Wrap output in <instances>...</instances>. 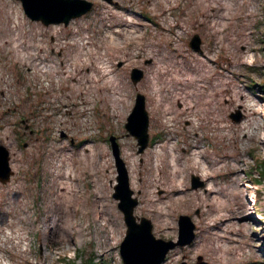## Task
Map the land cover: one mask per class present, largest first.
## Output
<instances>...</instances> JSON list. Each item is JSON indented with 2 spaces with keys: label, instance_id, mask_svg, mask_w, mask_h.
<instances>
[{
  "label": "rangeland",
  "instance_id": "rangeland-1",
  "mask_svg": "<svg viewBox=\"0 0 264 264\" xmlns=\"http://www.w3.org/2000/svg\"><path fill=\"white\" fill-rule=\"evenodd\" d=\"M89 1L67 24L45 25L20 0H0V144L12 169L0 181V264L76 255L122 264L110 134L137 198L134 215L164 239H177L179 214L195 224L194 240L162 264H199V255L208 264H264V0ZM195 34L199 50L189 45ZM133 68L143 73L135 83ZM138 92L148 113L142 152L125 128ZM171 145L184 166L177 190L154 179L155 151ZM197 151L207 176L191 164ZM193 174L203 181L197 188Z\"/></svg>",
  "mask_w": 264,
  "mask_h": 264
},
{
  "label": "water",
  "instance_id": "water-1",
  "mask_svg": "<svg viewBox=\"0 0 264 264\" xmlns=\"http://www.w3.org/2000/svg\"><path fill=\"white\" fill-rule=\"evenodd\" d=\"M27 16L33 20H40L48 25L53 22L67 24L70 19L78 17L91 9L93 3L89 0H20ZM194 49H200V37L195 34L189 41ZM143 73L138 68L131 70L130 76L135 83ZM234 120L240 118L239 113L231 114ZM125 128L137 139L138 152H142L148 144V113L145 109V100L142 93H136L135 101L129 112ZM108 140L117 168L116 183L113 187V197L123 213L126 230L119 244V253L122 264H161L169 250L175 246L188 245L195 238V224L187 214L178 215L177 239L156 237L152 231L151 220L147 217H136L133 213L137 198L132 196L129 187L128 174L125 164L120 157V149L115 135L110 134ZM9 150L0 144V181L6 182L12 175L9 165ZM203 181L196 175L191 176V186L197 188ZM197 263L208 264L197 256ZM185 264V263H181Z\"/></svg>",
  "mask_w": 264,
  "mask_h": 264
},
{
  "label": "bare ground",
  "instance_id": "bare-ground-1",
  "mask_svg": "<svg viewBox=\"0 0 264 264\" xmlns=\"http://www.w3.org/2000/svg\"><path fill=\"white\" fill-rule=\"evenodd\" d=\"M209 3V2H208ZM209 5V4H208ZM222 7V6H221ZM212 11H214L215 10V6L213 5V7H212V5L210 4V7H209ZM217 8H218V6H217ZM225 24H227V23H225ZM109 45H110V47H112V48H117L119 45H120V40H116V39H109ZM76 58V57H75ZM86 66V65H85ZM99 70L101 71V72H105V73H103V74H109L110 72V69H109V66H108V64L104 67L103 65H101L100 67H99ZM67 72H69L68 70L65 72V74H67V75H70V73L68 74ZM108 80L109 81H112V77H108ZM188 81H190V79H188ZM153 82H155L156 83V80L154 81L153 80ZM227 84V83H226ZM225 84V85H226ZM230 89H231V87L228 85V86H225L224 88H223V91H225V92H230ZM230 96H232V95H230ZM230 99H232V100H234V97L232 96ZM238 101H241L242 102V107L245 109V110H250V111H252L254 108H253V106H252V104L250 105L249 103H246V102H244V100L243 99H239ZM113 102V101H112ZM114 105H115V100H114ZM191 107H193V105H188V106H186V108H191ZM254 111V110H253ZM223 126V125H222ZM172 146V145H171ZM205 153L203 152V153H200V151H197V152H195V154H194V156H193V161L191 162V164L192 165H194L195 167H200L201 169H202V174H204V176L206 175H208V173H209V170H208V168H206V167H203V165H202V162H201V156L202 155H204ZM83 162H85L86 161V159H87V157L84 155L83 156ZM154 158H155V166H158V169H159V172L161 173V177L160 178H154L156 181H159V182H161V183H163V181H164V178L165 179H170V185L172 186L171 188H172V190H177V189H179L178 187L180 186V185H182V183H180L179 181H180V179H179V175H180V173H182L183 171H184V166H183V164H181L180 162H179V160H180V157H179V155L177 154V152H176V150H175V147L174 146H172L171 148H170V150H168V151H164L163 150V147L162 146H160L159 147V149L157 150V151H155V154H154ZM166 158H168V161H167V165H166V168H167V170L164 172L163 170H164V168H165V165L164 164H162V161L163 160H165ZM72 164V163H71ZM74 164V163H73ZM81 164V163H80ZM188 165V164H187ZM73 168H74V166H73ZM165 168V169H166ZM93 169V168H92ZM72 170V168H70L69 167V170H67V173L71 176V174H70V171ZM166 173V174H165ZM67 174V175H68ZM160 175V174H159ZM182 175V174H181ZM210 175V174H209ZM163 178V180H161ZM64 183V182H63ZM246 184H248L247 182H246ZM65 185V184H64ZM65 187V186H64ZM69 187V186H68ZM213 189V185L210 187V189L209 190H212ZM62 190V189H61ZM65 190V189H64ZM71 190V189H70ZM66 191V190H65ZM64 191V192H65ZM213 191V190H212ZM69 192V191H68ZM213 193H215L214 191H213ZM73 194V193H72ZM215 196V195H214ZM213 196V197H214ZM72 197V196H71ZM70 197V198H71ZM219 198L220 197H217L216 196V198H214V200H213V202L215 203H218L219 205H221V203H219ZM69 199V198H68ZM176 199H178V197L176 198ZM65 200V199H64ZM69 201H72V200H69ZM155 201H157L158 202V204L155 206V208L157 207V208H162L164 205L162 204V203H160L158 200H156L155 199ZM245 202H246V200H245ZM62 203V202H61ZM74 203V202H73ZM245 204V203H244ZM103 205V204H102ZM69 207V206H68ZM70 208V207H69ZM159 210L157 209V212H158ZM160 212V211H159ZM160 215H164V214H166L165 212H161V213H159ZM106 220V219H105ZM66 224H68V222H66ZM65 223H62V229H65V228H67V225H66ZM52 228H54V227H52ZM65 235V234H64Z\"/></svg>",
  "mask_w": 264,
  "mask_h": 264
},
{
  "label": "trees",
  "instance_id": "trees-1",
  "mask_svg": "<svg viewBox=\"0 0 264 264\" xmlns=\"http://www.w3.org/2000/svg\"><path fill=\"white\" fill-rule=\"evenodd\" d=\"M262 42H263V48H264V40H262ZM249 80L251 81L249 83L252 86L256 85V83L252 82L251 78H249ZM262 86H263V89H264V83L262 84ZM263 112H264V103H263ZM263 140H264V136H263ZM263 160H264V158H263ZM263 171L264 170L261 169V173ZM76 258L77 259L71 260L70 258L65 257V258H62L61 260H59L58 264H101L99 262V260H96V258L94 256H92V255L87 256L85 259L82 258L81 255L80 256L76 255Z\"/></svg>",
  "mask_w": 264,
  "mask_h": 264
}]
</instances>
